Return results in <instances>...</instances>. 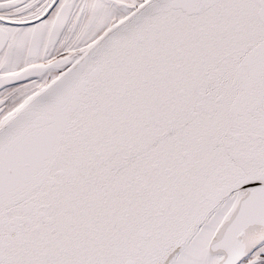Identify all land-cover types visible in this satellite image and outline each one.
Segmentation results:
<instances>
[{
  "label": "snow or ice",
  "instance_id": "snow-or-ice-1",
  "mask_svg": "<svg viewBox=\"0 0 264 264\" xmlns=\"http://www.w3.org/2000/svg\"><path fill=\"white\" fill-rule=\"evenodd\" d=\"M0 264H264V0H0Z\"/></svg>",
  "mask_w": 264,
  "mask_h": 264
}]
</instances>
